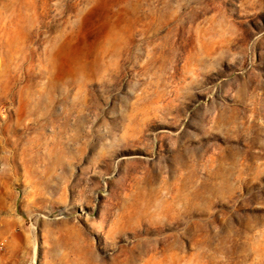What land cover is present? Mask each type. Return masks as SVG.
Listing matches in <instances>:
<instances>
[{"label": "rangeland", "instance_id": "374dc122", "mask_svg": "<svg viewBox=\"0 0 264 264\" xmlns=\"http://www.w3.org/2000/svg\"><path fill=\"white\" fill-rule=\"evenodd\" d=\"M0 264H264V0H0Z\"/></svg>", "mask_w": 264, "mask_h": 264}]
</instances>
